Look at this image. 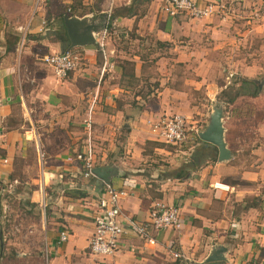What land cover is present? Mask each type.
<instances>
[{"label": "crops", "instance_id": "crops-1", "mask_svg": "<svg viewBox=\"0 0 264 264\" xmlns=\"http://www.w3.org/2000/svg\"><path fill=\"white\" fill-rule=\"evenodd\" d=\"M131 1L98 0V13L110 17ZM71 2L0 0V186L33 187L26 202L39 209L43 198L46 264H264V81L254 96L247 92L253 85H246L234 102L222 99L227 160L218 161L217 147L199 138L186 151L172 150L150 131L152 122L174 113L198 133L206 128L217 105L214 83L205 86L211 103L194 105L184 88L172 85L171 67L190 64L196 76L210 72L216 59L209 53L230 56L248 29L240 36L222 10L190 20L169 16L162 0H150L139 5L147 7L143 16H115L116 35L105 36L102 48L97 42L76 47L79 63L59 78L43 57L64 52L56 16ZM151 65L159 77L142 94L138 87ZM249 70L240 75L252 79ZM76 151L89 152L93 167L111 169L109 184L126 190L119 206L130 217L147 219L156 202L176 205L182 227L153 232L151 243L127 232L114 255L93 256L87 241L105 182L84 178L79 162L65 161ZM61 232L66 241L58 244ZM218 246L223 260L205 262ZM37 251L22 253L19 264H42Z\"/></svg>", "mask_w": 264, "mask_h": 264}, {"label": "rangeland", "instance_id": "rangeland-1", "mask_svg": "<svg viewBox=\"0 0 264 264\" xmlns=\"http://www.w3.org/2000/svg\"><path fill=\"white\" fill-rule=\"evenodd\" d=\"M85 1H91L90 5L92 7L89 4L84 5L83 2ZM97 1L98 0H72L70 7L73 5V7L76 8L74 12L77 15L75 16H86L93 20L95 14V19L96 17H101V14L98 13V7L102 6H99ZM219 4H221L222 8L217 9V11L210 16L222 10L230 16V22L232 26H235L233 29H235L240 36H243L242 31L245 28L248 29L249 33L244 34L245 37L243 42L235 45L234 52L229 54L230 56H224L220 53H209L212 60L216 59L213 60L216 62V67L214 69L211 68L210 72L202 73L200 76L194 74V68H190V64L184 67V65H180L179 63L174 65L175 62H172L173 66L171 70L174 73V81H171L172 85L178 86V88H184L191 97V103L194 105H200L202 103L209 105L211 103L205 96V86L210 82L214 83V90L217 92L212 103L215 102L218 105H222V99L225 97L221 96V90L226 89L230 96H233L234 93L239 91L241 87L240 80L244 79L240 74L244 72L246 68L247 70L248 68L250 69L248 74L253 77L252 79L257 82L264 81V0H227L224 5L222 3ZM63 10H65V8H63ZM139 10L141 14L144 12L146 13V5L139 6ZM59 13H57L56 16L58 23ZM80 14L84 15L79 16ZM184 17L191 20L188 16ZM236 25L239 26L237 27ZM257 25H262L263 29L256 31ZM148 71V78L141 80L142 82H140L141 84L138 87H142V89H139V92H142V94L150 88L149 86L157 83L156 79L159 77L158 71L153 73L155 71L153 65H151ZM184 80H191L188 81L191 84L188 86L182 85ZM199 81L201 82L195 84V82ZM195 86H198L199 89L194 90ZM196 137V141H198V135ZM162 142V145L172 150L184 149V151H186L190 149L191 146L190 143L178 145L165 141ZM10 184L11 185L8 184L4 186V189H1L0 186V264H19L18 261L22 259V253L33 256V253L37 254V250H39L38 254L41 256L40 261H42V264H46L49 255L47 254V250L45 251L47 242L45 243L43 226L47 221V211L45 210V213L44 210L42 211L37 208L35 204L32 205L26 202L28 201L27 193L33 191V187L29 188L26 186L28 189L22 190L19 184L13 185V182ZM47 191H49V193L53 192V185L51 188L47 187ZM32 249L34 252H31Z\"/></svg>", "mask_w": 264, "mask_h": 264}, {"label": "built area", "instance_id": "built-area-1", "mask_svg": "<svg viewBox=\"0 0 264 264\" xmlns=\"http://www.w3.org/2000/svg\"><path fill=\"white\" fill-rule=\"evenodd\" d=\"M222 8L217 2H209L204 5H198L195 0H164L161 4V10L167 15L175 17L184 14L191 19H200L210 16L217 9ZM106 35L115 37L116 32H108L102 28L100 32L94 34L100 48L103 47L102 40ZM125 35V32H124ZM79 55L76 50L68 49L60 54H49L43 57V61L49 65L56 77L64 78L68 73L74 71L79 63ZM83 125L91 128L88 118H84ZM150 131L157 141H165L172 144H188L194 141L198 135L195 128H191L186 122L184 115L179 113L160 116L151 123ZM197 138V137H196ZM41 157V156H40ZM67 163L79 162L81 172L84 178H92L93 162L91 154L86 151H76L72 156L65 159ZM43 174L45 172L41 170ZM51 179L53 174L47 172ZM62 178L61 175L58 177ZM44 181H41V190L43 192ZM125 189H116L112 185L105 183L103 192L97 197L95 202V214L92 217L93 231L87 241L88 252L99 259H105L114 255L119 248V240L127 232L141 238L148 243L152 242L151 234L155 231H163L167 228L180 229L182 227L181 211L176 205H166L163 203H154L148 210L147 219L137 220L126 214L119 206V201L126 194ZM43 197V195H42ZM40 209L43 211V198L40 202ZM66 241V233L61 232L58 235L57 243ZM174 258H180L179 252H172Z\"/></svg>", "mask_w": 264, "mask_h": 264}, {"label": "water", "instance_id": "water-1", "mask_svg": "<svg viewBox=\"0 0 264 264\" xmlns=\"http://www.w3.org/2000/svg\"><path fill=\"white\" fill-rule=\"evenodd\" d=\"M62 24L66 38L69 41V49L96 43L94 34L100 31V27L98 23L94 22V20L89 19L86 16H64ZM221 117V105L217 104L212 106L211 112L208 116V125L202 132L198 133L200 141L210 143L217 147L216 158L218 161L229 159V151L227 150L224 139V126ZM92 172L94 176L98 177L101 181L109 184V178L111 176L110 168H100L95 166L92 169ZM224 250L225 249L222 246L214 248L205 262L223 260L221 253Z\"/></svg>", "mask_w": 264, "mask_h": 264}, {"label": "trees", "instance_id": "trees-1", "mask_svg": "<svg viewBox=\"0 0 264 264\" xmlns=\"http://www.w3.org/2000/svg\"><path fill=\"white\" fill-rule=\"evenodd\" d=\"M150 0H132L130 2L129 5L127 6H122V7H119L118 10H116L112 16L110 17H106L105 15H101L100 17V21L99 23H104L102 25V28H105L108 32H114L115 30L112 29V26H111V21L115 18V16H124V17H139L140 15L143 16L144 13H140V10H139V5L144 2H149ZM65 10L62 9V11L59 13V24L61 26V33L62 35L59 36L57 39L62 42L64 45H65V49L64 51L68 50L69 49V41L67 40L66 38V35H65V31H64V28H63V24H62V21H63V18L64 16H69V17H72V15H77L74 11H75V7H73V5L70 7H64ZM84 14H80L79 16H82ZM93 20L95 22V16H93ZM74 50L76 49L73 48ZM71 49V50H73ZM241 87L239 89V91H237L236 93H234L233 96H230V94L227 92L226 89H222L221 90V96L222 97H225L224 98V101H227V102H234L236 98H238L240 96V94L242 93V90L243 88L246 87V85H253L254 89H247V92L249 93V95H255L258 91V88H259V85L257 84V81H255L254 79H250V78H244V79H241ZM246 92V91H245ZM34 205V204H32ZM1 253V252H0ZM1 256V255H0Z\"/></svg>", "mask_w": 264, "mask_h": 264}]
</instances>
